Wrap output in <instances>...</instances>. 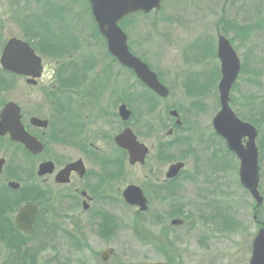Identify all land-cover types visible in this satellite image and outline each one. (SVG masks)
<instances>
[{
	"label": "flooded vegetation",
	"instance_id": "flooded-vegetation-1",
	"mask_svg": "<svg viewBox=\"0 0 264 264\" xmlns=\"http://www.w3.org/2000/svg\"><path fill=\"white\" fill-rule=\"evenodd\" d=\"M250 6L254 9L250 23L247 18H242L239 26L233 29L223 21V28L216 31L215 42L214 38L211 40L213 50L208 61L197 59L187 64L190 62H186L182 55L178 67L165 69L166 72L154 66L148 57L142 58L133 53L147 64L159 83L167 88V97L155 94L136 77L132 69L113 58L107 51L103 37L109 55L108 62L99 65L101 61L96 60V52L92 51L89 52L90 58L87 56L88 60L68 62L64 68H60L56 61H48L47 56H44L54 53L51 47L46 46L42 55L34 44L19 39L27 43L28 48L40 58V69L35 70L33 60L25 58L16 63L25 67L26 70L21 73L5 70L0 63V89L15 95L13 100L3 102L0 111L9 103L18 108L6 120V126L14 127L20 137L25 133L32 141L28 148L23 142L12 139L10 133L0 135V244L4 240L25 244L27 240H33V235L39 228H44L46 235L56 230L52 233L55 235L58 229L69 227L68 231L60 234V241L68 249L73 251L77 244L78 251H81L78 253L91 257L94 255V246L104 244L97 254L102 264L109 263L115 253L111 242L115 240L117 229L112 219L99 215L102 211L108 213L105 210L108 201L105 200V208H101L99 200L101 195H109L107 190L110 192L113 189L111 186L116 185L124 172L127 174L124 168L126 162L129 168L140 166L149 169L144 185L137 186L146 199V210L128 206L146 213L150 209V195L156 196L158 202L162 203L160 211L176 213L169 222L174 235L163 236L160 245L183 243L188 246L180 253L181 256L177 255V259L162 253L163 261L141 264H261L258 237L264 230V221L260 219L261 209L264 208L261 194L264 132L260 126L264 76H261L260 69L264 66V57L261 56L264 44H249L241 49L235 44V40L226 37L228 33H233V38L239 42L250 43L253 38L256 41L264 36V0H243L241 3L243 10ZM219 37L226 38L229 42L239 67L229 91L228 108L239 121L250 125L255 131L253 144L248 134H233L237 149H232L230 142L214 126V119L222 111L218 91L223 78L222 62L218 57ZM3 49L4 46L0 59ZM130 52L132 53L131 50ZM81 53L86 54L85 51ZM167 75L172 79L173 88L177 89L182 101L171 109L162 104L173 91L169 86L172 84L165 83ZM189 77L195 78L196 84L192 86L189 81L184 80ZM207 80L213 83L207 86ZM238 81L255 89L254 92L235 99L233 92ZM134 85H138L137 90ZM139 88L145 90V94H149L157 103L155 109H141V112H145L144 115H148L143 127L156 133L154 143L150 145L136 135L133 126V101L135 99L143 104L142 99L145 97ZM211 98H216L217 107L213 108L206 103ZM126 112L128 117L124 119L123 114ZM164 112H168L170 117L165 134ZM242 112H245L244 115ZM153 113L156 115L151 117ZM195 113L205 115L206 121L199 124L194 118ZM154 117L155 123L154 119L151 120ZM220 123L224 129H228L226 118H222ZM127 129L146 148L142 163L132 164L128 151L114 141L117 135ZM165 139L173 143L174 150L187 154L188 157H179L165 165L166 161L175 159L165 160V149L169 146H166ZM9 149H13L16 158L8 155ZM69 149L78 150L75 158H69ZM60 151L64 156L59 154ZM12 160L17 161L16 165L12 166ZM76 162L79 163L76 169L67 175L61 174ZM244 162H254L257 165V191L262 198L261 203L241 183V178L246 176ZM175 164H182L181 169L175 176L168 177L170 167ZM230 177L232 181L237 179L244 194L251 199V211L243 208L242 211L237 210V216H230ZM188 191L192 198H189L188 204H184ZM26 204L32 205L31 209H36L30 235L15 225L16 215ZM188 209L196 214V221L186 226ZM245 211L250 213L251 221L243 222L240 219ZM181 212H186L185 216L180 217ZM233 224L236 227H232ZM183 228H186L183 233L187 236H177ZM233 234H238L237 238L232 237Z\"/></svg>",
	"mask_w": 264,
	"mask_h": 264
},
{
	"label": "rangeland",
	"instance_id": "rangeland-1",
	"mask_svg": "<svg viewBox=\"0 0 264 264\" xmlns=\"http://www.w3.org/2000/svg\"><path fill=\"white\" fill-rule=\"evenodd\" d=\"M242 2L243 0H162L159 10H153L148 15L131 14L123 19L122 23L124 24L121 23L120 26L122 25L121 27L127 35L129 49L132 53L142 58L148 57V60L161 70H171L172 67H178L182 55L186 62H190L187 64H191L193 60L196 61L197 59L208 61L213 50L211 40L214 38L215 42L216 31L223 28L224 22L233 29L237 28V25L239 26L242 18H247L248 23H250L254 9L251 6L245 7V10L241 9ZM88 4L87 0H0V52L6 41L15 37L34 44L42 55L46 51V46L51 47L54 53L57 51L55 54H44V56H47L48 61H56L60 68L66 67L68 62H76L81 59L88 60L87 56L90 58L91 53L89 54V52L92 51L96 52V60L101 61L99 65L102 66L109 61V55L106 52L105 41L98 34L95 22L89 14ZM250 5L252 4L250 3ZM232 34L228 33L226 37L235 40V44L241 49L249 44H264V36L256 40L257 42L253 38L250 43H244L234 39ZM84 51L86 54L81 53ZM261 56L264 57V53ZM260 70H262L261 76L263 77L264 66ZM165 77V83L168 85L173 83L168 75ZM184 80L189 81L192 86L197 82L193 77L184 78ZM211 83L213 81L207 80L206 82L207 86H210ZM169 86L173 88L174 85ZM134 88L137 90L138 85H134ZM141 90L145 94V90ZM254 90L243 81H238L233 92L234 98L238 99L240 95H245L248 92L253 93ZM177 92V89L173 88L169 98L162 102L165 108L171 109L175 104H178L177 102L181 101ZM260 92H262L261 89ZM14 96L12 92L5 93L0 89V108L4 101L13 100ZM144 96L143 104L135 99L133 101V126L136 135L150 145L154 143L156 133L143 127L146 125L148 115H144L145 112H141V109H155L157 103L149 94L146 93ZM261 100L260 126L264 132V98ZM216 102V98L206 101L213 108L217 107ZM236 107L238 108V106ZM153 115L156 114L153 113L151 117ZM162 116L165 134L169 128L167 122L170 117L168 112H164ZM194 118L199 124L206 121L205 115L200 113H195ZM194 118L193 121H195ZM151 120L155 123V117ZM165 142L166 146L169 145L165 149V160L175 158L166 161L165 165L179 157H188L187 154L174 150L172 142L166 139ZM13 152V149H9L8 155L16 158L17 155ZM77 153L78 150L69 149V158H75ZM59 154L64 156L61 151ZM11 162L12 166L17 163L14 160ZM124 168H126L127 174L124 172L116 185L111 186L113 189L110 192L107 190L109 195H101L99 200L101 201L99 202L101 208H105V200L108 201L105 208L108 213L102 211L99 215L112 219L117 229L115 240L111 242V246L115 248V253L107 264H141L163 261V254L177 259V255L181 256L180 253L188 246L183 243L160 245L163 236L174 235L171 232L169 222L176 213L160 211L159 206L162 203H159L158 198L154 195H150V209L146 213H141L138 211L139 209L128 206L121 196L123 189L130 184L142 187L146 182L145 175L149 169L140 166L129 168L126 162ZM229 172L231 173L230 170ZM185 173L188 174L187 171ZM262 178L261 194L264 198V177L262 176ZM229 179L230 216H237V210L239 212L243 208L248 212L251 211L249 196L244 194L245 192L237 179L235 181H232L231 177ZM189 194L190 191L185 197L187 201L184 204L190 202L191 196ZM246 211L243 213L244 216L240 218L243 222L251 221L250 213L248 214ZM186 212L187 216H185ZM186 212H181L180 217L185 216V221L188 222L186 226H188L192 221H196L194 217L196 214L190 212L189 209ZM260 219L264 221V208L261 209ZM54 220L57 221V219ZM235 225L233 224L232 227H236ZM184 229L186 228L179 230L176 235L187 236L183 233ZM68 230L69 227H66L64 230L58 229L55 235L52 233H55L56 230L46 235L44 228H39L37 233L33 235V240H27L25 244L19 241L8 242L4 240L0 244V264H102L97 252L103 249L104 244L95 245L94 255L91 257L78 253L81 251H78L77 244L71 251L66 244L60 241L62 231ZM237 236L238 234L232 235L236 238ZM31 251H34L33 254ZM96 254L97 257L94 258Z\"/></svg>",
	"mask_w": 264,
	"mask_h": 264
},
{
	"label": "water",
	"instance_id": "water-1",
	"mask_svg": "<svg viewBox=\"0 0 264 264\" xmlns=\"http://www.w3.org/2000/svg\"><path fill=\"white\" fill-rule=\"evenodd\" d=\"M161 0H88L90 5L91 14L96 22L99 34L105 39L107 45V51L113 58H115L123 66L130 68L135 73L136 77L142 81L148 88L158 94L161 97H167L168 90L165 86L159 83L155 73H153L146 63H143L139 58L135 57L130 52L127 42V35L121 28L119 23L123 18L136 12H142L143 14L150 13L152 10L160 9ZM218 42V57L222 62L223 78L219 84L220 102L222 111L214 119V126L220 135H223L229 143L232 149H237L236 143L233 142V134L244 133L250 136V141L253 144L255 137L254 129L245 123L239 121L235 115L228 108V95L229 91L238 74V60L235 53L232 50L229 42L226 38L219 37ZM28 44L18 40V38H10L2 53L1 65L5 70H9L13 73H21L25 71L23 65H16L19 61L33 60L34 69H40V58L36 57L34 52L28 48ZM230 61L232 66H230ZM18 108L13 104H7L0 114V135L10 133L11 138L23 142V144L30 148L29 137L23 133L22 137L18 135V131L14 127H7L6 120L10 119L14 112H17ZM124 107H122V111ZM125 112V111H124ZM124 119L128 117V112L123 114ZM222 118L228 120V129H224L221 126L220 121ZM115 143L125 149L129 153L130 162H143L146 154V148L139 144L130 130H124L117 135L114 139ZM249 142V145L251 144ZM245 163V177L241 178V183L244 187L252 193V196L256 198L258 203L262 202V198L257 191V165L249 162ZM79 163H73L69 165L61 174H68L73 169L78 167ZM182 164L172 165L168 171V177L175 176L181 169ZM123 199L127 205L137 206L141 211L146 210V199L139 187L131 185L124 189ZM30 204H26L21 209L20 213L16 215L15 225L18 229H22L26 234L32 233V224L34 222L36 209ZM258 243L260 244V263L264 264V230H262L258 237ZM154 264V263H153ZM162 264V263H159Z\"/></svg>",
	"mask_w": 264,
	"mask_h": 264
},
{
	"label": "trees",
	"instance_id": "trees-1",
	"mask_svg": "<svg viewBox=\"0 0 264 264\" xmlns=\"http://www.w3.org/2000/svg\"><path fill=\"white\" fill-rule=\"evenodd\" d=\"M125 19H126V18H125ZM122 22H123V20L121 21V23H122ZM121 23H120V24H121ZM123 24H124V23H122V25H123ZM122 25H121V26H122Z\"/></svg>",
	"mask_w": 264,
	"mask_h": 264
}]
</instances>
